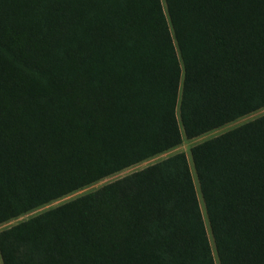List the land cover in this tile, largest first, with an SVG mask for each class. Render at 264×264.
<instances>
[{"label":"trees","instance_id":"trees-1","mask_svg":"<svg viewBox=\"0 0 264 264\" xmlns=\"http://www.w3.org/2000/svg\"><path fill=\"white\" fill-rule=\"evenodd\" d=\"M262 108L264 0H0V224ZM189 153L0 231L1 264H264V115Z\"/></svg>","mask_w":264,"mask_h":264},{"label":"rangeland","instance_id":"rangeland-1","mask_svg":"<svg viewBox=\"0 0 264 264\" xmlns=\"http://www.w3.org/2000/svg\"><path fill=\"white\" fill-rule=\"evenodd\" d=\"M263 115H264V108H262V109H260L258 111H255L253 113H250L248 115H245V116H243V117H241V118H239V119H237V120H235L233 122L227 123V124L217 128V129L209 131V132H207V133H205V134H203V135H201L199 137H196L194 139L186 140L184 137H182V142H181V144L178 147H176L174 149H171V150H169V151H167L165 153H162V154H159L157 156H154V157H152L150 159H147V160H145L143 162H140V163H138L136 165H133V166H131V167L127 168V169H124V170H122V171H120V172H118L116 174H113V175H111V176H109L107 178H104V179H102L100 181H97V182H95V183H93V184H91V185H89L87 187H84V188H82V189H80L78 191H75V192H73V193H71V194H69L67 196H64V197H62V198H60L58 200L52 201V202H50V203H48V204H46V205H44V206H42V207H40L38 209L30 211V212H28V213H26V214H24V215H22L20 217H17V218L11 219V220H9V221H7L5 223H2V224H0V231L8 229V228L18 224L19 222L25 221V220H27V219H29L31 217H34V216H36V215H38V214H40V213H42V212H44L46 210H49V209L54 208V207H57V206L65 203V202H68V201H70L72 199H75V198H77L79 196H82V195H85V194L90 193L92 191H95V190L99 189L100 187H102V186H104L106 184H109V183H111L113 181L121 179L122 177H125V176H127V175H129V174H131L133 172L139 171V170H141V169H143V168H145L147 166L155 164V163H157V162H159L161 160H164L167 157H170L171 155L179 153V152H182V153L185 154V156L187 158V161H188V164H189L190 171L192 173L193 168H192L191 159H190V153L189 152H190V149L193 146H195V145H197V144H199V143H201L203 141H206V140L212 139L214 137H217V136H219V135H221V134H223V133H225V132H227V131H229L231 129H234V128L238 127L239 125H242L244 123L252 121V120H254V119L258 118V117H261ZM192 176H193L194 185H195V188H196V191H197L198 201H199V204H200V207H201V210H202V215H203L204 220H205V215H204V211H203L202 202H201V199H200V196H199V192H198V187H197V184H196V181H195V178H194L195 176H194V174H192ZM206 229H207V233L209 235V231H208L207 226H206ZM0 264H1V261H0Z\"/></svg>","mask_w":264,"mask_h":264},{"label":"bare ground","instance_id":"bare-ground-1","mask_svg":"<svg viewBox=\"0 0 264 264\" xmlns=\"http://www.w3.org/2000/svg\"><path fill=\"white\" fill-rule=\"evenodd\" d=\"M192 168H193V166H192ZM192 173H194L193 171H192ZM195 178V177H194Z\"/></svg>","mask_w":264,"mask_h":264}]
</instances>
